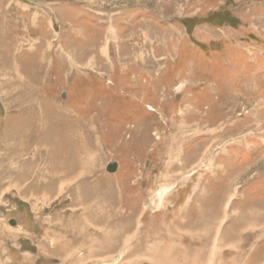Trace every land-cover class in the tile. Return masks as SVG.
<instances>
[{
	"label": "rangeland",
	"instance_id": "obj_1",
	"mask_svg": "<svg viewBox=\"0 0 264 264\" xmlns=\"http://www.w3.org/2000/svg\"><path fill=\"white\" fill-rule=\"evenodd\" d=\"M0 264H264V0H0Z\"/></svg>",
	"mask_w": 264,
	"mask_h": 264
},
{
	"label": "bare ground",
	"instance_id": "obj_2",
	"mask_svg": "<svg viewBox=\"0 0 264 264\" xmlns=\"http://www.w3.org/2000/svg\"><path fill=\"white\" fill-rule=\"evenodd\" d=\"M171 150V149H170ZM171 153V152H170ZM176 154V153H175ZM170 155V154H169ZM168 155V156H169ZM89 156V155H88ZM174 158H177V154H176V157H174ZM172 161V160H171ZM80 162H81V160H80ZM80 162H78V160L76 161V163L74 162V160H73V162H71V166L70 165H67V168H68V170L65 172V174L64 175H72V178H71V180H73V179H75L76 177H78V174L76 175H74L72 172H74V168L76 167V164H80ZM185 162V161H184ZM180 166V165H179ZM88 170V169H87ZM86 170V171H87ZM53 171H55L54 169H53ZM56 171H58V170H56ZM77 173V172H76ZM80 173V172H79ZM89 173V172H88ZM58 176H51V180H49V182H47L45 185H44V190H45V192H50V190L52 189V188H48V187H51L50 185L52 184V181H54L56 178H57ZM63 178H64V176H63ZM143 178V177H142ZM88 178H86V180H87ZM85 181V180H84ZM83 183H85V182H83ZM151 183V182H150ZM73 184V183H72ZM75 184V183H74ZM20 185V184H19ZM53 185V184H52ZM131 185V184H130ZM166 188H164V190H165ZM36 190V189H35ZM37 190H40V189H37ZM85 195V194H84ZM79 196V195H78ZM115 198V197H114ZM113 198V199H114ZM142 200V199H141ZM88 208V207H87ZM87 211H89V210H87ZM99 213V212H98ZM86 218V217H85ZM66 223V222H65ZM72 224V223H71ZM67 228V227H66ZM77 231H79L78 229L76 230V232ZM55 239V238H54ZM69 240V239H68ZM61 247V246H60ZM63 247V246H62Z\"/></svg>",
	"mask_w": 264,
	"mask_h": 264
}]
</instances>
